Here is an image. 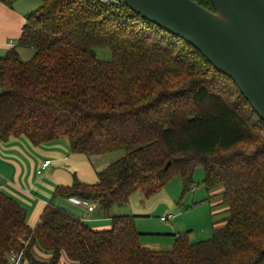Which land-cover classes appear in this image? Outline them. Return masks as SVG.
Returning a JSON list of instances; mask_svg holds the SVG:
<instances>
[{
    "label": "trees",
    "instance_id": "trees-1",
    "mask_svg": "<svg viewBox=\"0 0 264 264\" xmlns=\"http://www.w3.org/2000/svg\"><path fill=\"white\" fill-rule=\"evenodd\" d=\"M15 0H3L9 7ZM213 10L209 0H193ZM25 14L17 45L0 57V140L34 145L66 137L86 157L124 150L89 184L57 186L38 223L0 193V264L22 251L27 264H264V123L234 82L192 45L125 5L40 0ZM107 47L109 61L92 50ZM169 163L168 167L166 164ZM204 171L228 215L209 239L177 235L170 250L140 243L135 216L94 229L55 197L96 201L107 215L139 192L148 199L178 176L183 190Z\"/></svg>",
    "mask_w": 264,
    "mask_h": 264
},
{
    "label": "water",
    "instance_id": "water-1",
    "mask_svg": "<svg viewBox=\"0 0 264 264\" xmlns=\"http://www.w3.org/2000/svg\"><path fill=\"white\" fill-rule=\"evenodd\" d=\"M209 1L213 10L193 0H122L142 19L192 45L234 82L264 123V0Z\"/></svg>",
    "mask_w": 264,
    "mask_h": 264
},
{
    "label": "crops",
    "instance_id": "crops-1",
    "mask_svg": "<svg viewBox=\"0 0 264 264\" xmlns=\"http://www.w3.org/2000/svg\"><path fill=\"white\" fill-rule=\"evenodd\" d=\"M40 4V0H15L9 7L0 0V57L14 46L21 60L26 61L32 57L33 49L18 46L17 42L25 23V14L39 7ZM22 48L30 49L31 54L25 56L21 52ZM64 141L65 139L61 137L50 144L34 145L23 137H10L7 141L0 140V193L9 195L26 209V223L30 227L38 223L41 213L51 201L57 186L69 187L73 182V176L84 183H95L97 172L106 167L99 159L91 161L93 156L86 157L83 154L71 152L68 142L64 143ZM45 160H50V164L37 174V169ZM60 201V197H55L53 200L56 206H62L59 204ZM63 201L67 207L65 209L71 211L72 205L66 200ZM76 208L84 211L82 207ZM96 209L99 208L96 206ZM96 209L84 214L91 215L97 212L102 215H97L99 219L105 221L110 219L103 210L96 211ZM98 220L94 218L91 222ZM109 224L89 225L94 229H104L108 228Z\"/></svg>",
    "mask_w": 264,
    "mask_h": 264
},
{
    "label": "rangeland",
    "instance_id": "rangeland-1",
    "mask_svg": "<svg viewBox=\"0 0 264 264\" xmlns=\"http://www.w3.org/2000/svg\"><path fill=\"white\" fill-rule=\"evenodd\" d=\"M25 56L31 54L28 48H22ZM99 61L110 60V50L107 47H98L92 50ZM33 55V54H32ZM64 143H67V138ZM68 145V143H67ZM125 155L124 150L113 151L104 155L91 157V161L99 159L103 166L118 160ZM204 171L202 167H196L193 172V184L191 189L184 191L181 179L174 176L152 197L145 199L139 192L130 195L128 203L123 206H114L109 210L108 216H135L134 222L141 234V244L150 250H170L177 235L187 234L191 242L209 239L213 229L222 225L223 219L228 215L224 206L218 205L222 197L220 189L207 192L203 185ZM220 191V192H217ZM65 198H61L59 204L64 206ZM65 208H67L65 206ZM96 211H100L96 209ZM94 212L91 215H83L86 223H110V219H99ZM168 217L161 220V217ZM80 216V215H79ZM86 216V217H85ZM171 216V217H170ZM97 218V222L91 219ZM63 256V257H62ZM60 257L58 264H70L64 255ZM18 264H27L21 261Z\"/></svg>",
    "mask_w": 264,
    "mask_h": 264
},
{
    "label": "built area",
    "instance_id": "built-area-1",
    "mask_svg": "<svg viewBox=\"0 0 264 264\" xmlns=\"http://www.w3.org/2000/svg\"><path fill=\"white\" fill-rule=\"evenodd\" d=\"M100 2L106 4V5H112V6H118V5H124L122 0H99ZM11 43V42H10ZM50 160H45L41 163L39 169H37L36 173L40 174L42 172V170H44L46 167H48V165L50 164ZM66 201L72 205L71 206V211L65 209V206H59L62 209L69 211L70 213L82 218L84 220L83 214L84 213H89L93 210L96 209V201L93 200H85L76 196H72L69 198H66ZM76 207H82L84 209V211H80L79 209H77ZM80 215V216H79ZM169 217V215L167 217H161V220H167ZM171 217V216H170ZM22 251L16 253V252H10V254L8 255V260L11 264H18L19 262L22 261Z\"/></svg>",
    "mask_w": 264,
    "mask_h": 264
}]
</instances>
